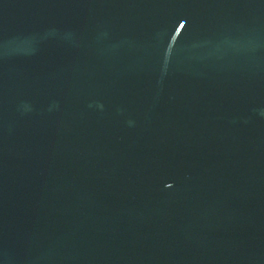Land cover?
<instances>
[{
    "label": "water",
    "instance_id": "95a60500",
    "mask_svg": "<svg viewBox=\"0 0 264 264\" xmlns=\"http://www.w3.org/2000/svg\"><path fill=\"white\" fill-rule=\"evenodd\" d=\"M0 264H264V0H0Z\"/></svg>",
    "mask_w": 264,
    "mask_h": 264
}]
</instances>
